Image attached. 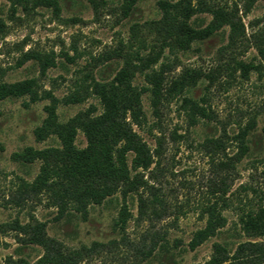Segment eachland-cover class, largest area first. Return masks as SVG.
<instances>
[{"label":"rangeland","instance_id":"rangeland-1","mask_svg":"<svg viewBox=\"0 0 264 264\" xmlns=\"http://www.w3.org/2000/svg\"><path fill=\"white\" fill-rule=\"evenodd\" d=\"M180 1L138 0L128 11L125 0H59L56 12L36 0H0V84L36 81L34 96L0 102V264L44 254L11 228L15 222L45 223L47 235L71 250L104 245L79 264H205L215 243L234 252L249 240L264 242L242 229L243 219L264 208V0H191L192 27H207L211 10L224 9L241 28L235 34L224 26L188 47L166 39L158 24L165 16L160 3ZM27 53L54 66L43 71L38 59L24 60ZM126 67L141 93L134 129L155 155L142 171L146 185L91 205L87 218L76 211L59 218L46 195L16 204L20 184L32 183L41 163L15 161L13 154L61 146L56 135L37 139L46 108L54 107L62 124L89 109L101 114L94 82H111ZM153 76H161L158 96ZM74 94L85 99L67 103ZM253 123L242 154L239 135ZM76 145L87 146L81 129ZM215 202L225 226L191 250Z\"/></svg>","mask_w":264,"mask_h":264},{"label":"trees","instance_id":"trees-1","mask_svg":"<svg viewBox=\"0 0 264 264\" xmlns=\"http://www.w3.org/2000/svg\"><path fill=\"white\" fill-rule=\"evenodd\" d=\"M16 1L23 3L28 0ZM137 1L125 0V8L130 11ZM35 4L60 11L59 0H36ZM160 6L165 11V16L158 24L166 35L165 38L176 40L182 47H188L193 41L205 40L224 26H229L235 34L241 28L234 20V15L224 9L211 10L213 19L207 27H192L188 21L196 9L191 0H181L175 4L161 2ZM172 11L179 12V16H173ZM33 59L42 62L43 71L54 66V61L42 60V57L33 53H27L24 60ZM241 67L245 71L248 68L246 64H241ZM132 75L130 68L126 67L111 82H94L93 93L103 106V112L99 115H93L94 111L89 109L62 124L58 122L55 108H46L48 117L37 130V139L44 141L49 135H56L61 146L40 150L28 147L13 154L15 161L27 164L37 161L41 163L35 180L32 183L23 181L20 184L16 204L31 197L46 195L50 205L57 209L59 218L70 211H76L87 218L91 205H101L107 198L119 192L127 197L131 193L139 192L146 185L142 171L151 168L155 155L134 129L141 113V93L132 85ZM161 82V76H153V79H150L151 90L155 96L160 93ZM35 87L34 79L2 83L0 102L8 98L34 96ZM84 99L85 96L74 94L67 99V103L77 104ZM254 127L253 123L239 135L242 154L248 150L246 138L249 130ZM79 129L87 140L85 148L76 145ZM140 204V209L144 212L146 204L142 197ZM204 213L207 216L206 225L194 233L189 243L191 250L216 237L225 226V218L217 202L210 205ZM122 222L125 223V220ZM242 226L245 234L251 239L264 238V208L243 219ZM11 228L23 234L28 243L41 246L44 254L35 262L8 257L5 264H79L104 246L94 243L91 247L68 249L50 238L45 223L41 222L30 225L15 222ZM205 264H264V242L249 240L239 244L234 252L221 243H215L213 255Z\"/></svg>","mask_w":264,"mask_h":264}]
</instances>
